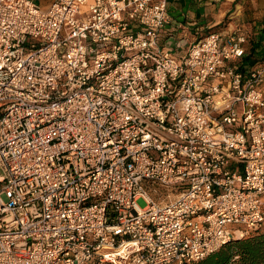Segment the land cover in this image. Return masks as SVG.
I'll list each match as a JSON object with an SVG mask.
<instances>
[{
	"label": "built area",
	"instance_id": "obj_1",
	"mask_svg": "<svg viewBox=\"0 0 264 264\" xmlns=\"http://www.w3.org/2000/svg\"><path fill=\"white\" fill-rule=\"evenodd\" d=\"M171 24L169 0H0V264H196L264 225V58Z\"/></svg>",
	"mask_w": 264,
	"mask_h": 264
},
{
	"label": "crops",
	"instance_id": "obj_2",
	"mask_svg": "<svg viewBox=\"0 0 264 264\" xmlns=\"http://www.w3.org/2000/svg\"><path fill=\"white\" fill-rule=\"evenodd\" d=\"M51 1L41 4L48 7ZM169 12L172 24L163 41L174 50L181 49L182 37L192 43L211 31L242 29L251 38L247 60L264 58V0H169Z\"/></svg>",
	"mask_w": 264,
	"mask_h": 264
},
{
	"label": "trees",
	"instance_id": "obj_3",
	"mask_svg": "<svg viewBox=\"0 0 264 264\" xmlns=\"http://www.w3.org/2000/svg\"><path fill=\"white\" fill-rule=\"evenodd\" d=\"M256 231L227 242L196 264H264V232Z\"/></svg>",
	"mask_w": 264,
	"mask_h": 264
},
{
	"label": "rangeland",
	"instance_id": "obj_4",
	"mask_svg": "<svg viewBox=\"0 0 264 264\" xmlns=\"http://www.w3.org/2000/svg\"><path fill=\"white\" fill-rule=\"evenodd\" d=\"M48 1H50V0H42L41 3L46 4ZM256 232H264V225L262 227H260L259 229H257Z\"/></svg>",
	"mask_w": 264,
	"mask_h": 264
}]
</instances>
